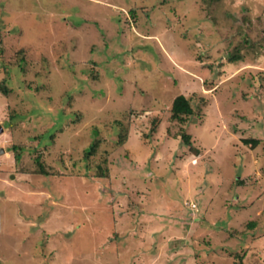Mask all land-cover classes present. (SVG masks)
Masks as SVG:
<instances>
[{
    "label": "rangeland",
    "instance_id": "1",
    "mask_svg": "<svg viewBox=\"0 0 264 264\" xmlns=\"http://www.w3.org/2000/svg\"><path fill=\"white\" fill-rule=\"evenodd\" d=\"M220 4L0 0V264H264V0Z\"/></svg>",
    "mask_w": 264,
    "mask_h": 264
},
{
    "label": "trees",
    "instance_id": "2",
    "mask_svg": "<svg viewBox=\"0 0 264 264\" xmlns=\"http://www.w3.org/2000/svg\"><path fill=\"white\" fill-rule=\"evenodd\" d=\"M204 2L209 7L210 12L212 11H219L221 8V0H204ZM215 8V9H214ZM232 15L229 14V12H226V17L229 20H233L231 17ZM215 20V19H214ZM216 21V20H215ZM259 23H261V19H256ZM251 18L244 15L241 22L233 21L234 23L231 25L230 29H236L235 34L232 36V39L230 38V48L233 49L229 55H227V59L230 63H237L239 61L244 60V56L242 54V51L245 49H257L258 46L263 47L262 43H257V41L254 39L252 33L254 32L252 27H254V22ZM262 24V23H261ZM237 38H240L239 41H237ZM264 42V41H262ZM237 43V44H236ZM1 89L3 93L9 95L11 92V89L6 84L5 81L2 82ZM171 119L174 121H178L180 123L186 124L188 123L189 119L194 117L196 115V111L192 106L191 101L184 95L177 96L171 106ZM14 117V116H13ZM156 123H154L152 130L155 132ZM181 136L183 140V145L190 148L191 151H193V154L200 155L199 150L194 147L192 142V136L188 134V132L185 129H182ZM121 138V136H120ZM244 144L249 146L252 150H254L258 145L259 141L257 139H245L243 140ZM100 146V140H95L92 142V144L86 149L85 151V160H90L92 156H94ZM17 147H13L14 151H17ZM21 158V154L17 153L15 156V159L19 161ZM37 165H38V172L43 174L44 176H51L45 169L42 161L40 160V157H37L36 159ZM244 182H241V180L236 181V185H243ZM197 208V207H195ZM255 223H250L249 226L253 227L255 226Z\"/></svg>",
    "mask_w": 264,
    "mask_h": 264
},
{
    "label": "water",
    "instance_id": "3",
    "mask_svg": "<svg viewBox=\"0 0 264 264\" xmlns=\"http://www.w3.org/2000/svg\"><path fill=\"white\" fill-rule=\"evenodd\" d=\"M3 133V128H0V135ZM5 153V149H0V155Z\"/></svg>",
    "mask_w": 264,
    "mask_h": 264
}]
</instances>
